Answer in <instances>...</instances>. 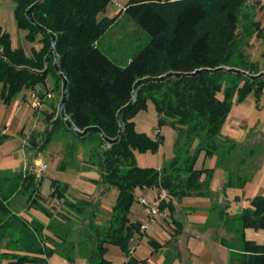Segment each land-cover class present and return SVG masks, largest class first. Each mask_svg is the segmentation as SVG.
Here are the masks:
<instances>
[{
	"label": "trees",
	"instance_id": "obj_1",
	"mask_svg": "<svg viewBox=\"0 0 264 264\" xmlns=\"http://www.w3.org/2000/svg\"><path fill=\"white\" fill-rule=\"evenodd\" d=\"M11 1L18 29L27 32L25 40L32 43L40 35L41 47L31 48L27 54L24 48L14 47L9 34L0 27V97L5 103L23 89L34 90L37 85H43L49 70L55 74L52 54L47 59L48 69L44 75L32 72L45 68L44 59L50 50V37L25 17L26 10L37 0ZM114 1L44 0L33 11L36 23L56 36L58 65L68 84L64 112L81 131L98 127L108 139H114L119 129L117 112L130 101L134 83L142 78L220 67L249 75L264 71V63L252 61L239 49L240 11L247 0H129L109 18L106 13ZM250 8L253 11L249 15L250 22L243 29L248 41L254 35L260 38L264 28L255 20L256 9ZM122 12L150 37L149 43L123 68L96 47V42ZM221 76L242 80V86L235 89L239 102L251 93L256 99L263 93L264 78L251 81L240 74L225 72H204L194 77L149 83L139 87L135 104L123 114L124 130L119 143L107 145L100 139L104 149H91L85 163L96 167L103 186L115 188L116 198L107 227L94 226L91 221L86 226L85 237L79 244L90 247L86 253L87 264H109L104 259L107 245L117 246L124 255H129L133 235L141 233L140 224L129 219L136 190L157 188L175 199L207 194L211 172L195 169V163L201 153L213 157L221 148V128L234 97L225 90L223 98H218L224 85ZM148 101L155 106L158 125H167L177 134L174 156L160 170L138 166L134 156L136 151L155 152L163 141L162 136L153 139L134 128L135 115L146 109ZM51 133L52 130L45 136L40 151L49 142ZM203 174L205 179H202ZM27 184L31 186L30 181ZM51 188V198L62 201L75 215L90 219L94 216L89 203L68 201L67 187L53 181ZM166 207L173 209L170 203L161 201L160 211ZM250 207L241 216L242 228L264 230V196L255 197ZM53 225L49 226L51 233L60 241L64 257L71 260L65 250L73 248L69 240L72 229L62 232V228ZM33 228L40 235L41 229ZM33 235L30 232L29 237L36 244L35 252L43 257L14 256L13 264H47L46 258L57 251L56 241L49 237L42 239L41 235L37 239ZM47 241L54 247H46ZM240 251L242 254L231 264H264V244L242 239Z\"/></svg>",
	"mask_w": 264,
	"mask_h": 264
},
{
	"label": "crops",
	"instance_id": "obj_2",
	"mask_svg": "<svg viewBox=\"0 0 264 264\" xmlns=\"http://www.w3.org/2000/svg\"><path fill=\"white\" fill-rule=\"evenodd\" d=\"M261 2L264 6V0ZM261 11H264V8ZM106 16L112 18L109 10ZM234 118L230 110L221 128L219 151L213 157H205L204 153H201L198 157L201 165L196 167L195 164V169L211 172L207 194L175 199L170 198L163 190L150 189L148 193L151 201L170 203L173 209L166 207L162 210L165 217L156 219L150 232L141 231L140 234L133 235L129 255H124L116 246L121 264H231L242 254V239L264 244V230L243 229L241 223L243 212L251 209V201L257 196H264V122L251 128L245 120ZM156 131L159 133V130ZM5 137L9 138L6 134L0 136L1 140ZM89 155L90 152L84 157V163ZM28 165L29 162L19 171L5 172L0 169V264H13L14 256L43 257L35 252L36 244L29 237L30 232L37 239L41 235L42 239L49 237L54 241L58 240L51 233L49 226L56 222L59 212L70 211L64 205L61 206L63 211L60 208L52 209L54 204L49 202L51 183L56 181L67 187L66 183L51 180L49 193L44 196L40 192L43 173L38 177L32 168H27ZM205 177L203 174L202 179ZM27 181L31 182V186ZM108 189L101 184L100 175L92 194H74L68 187L66 189L68 201H83L89 203L91 209L94 208V216L91 219L70 214L73 215L72 238L74 237L75 244L82 250L84 264H87L86 254L79 242L83 240L90 221L94 226L107 227L116 190L114 201L108 208L99 205L97 200ZM60 203L63 204L62 201ZM135 213L138 216V210L134 211L131 207L129 219L141 226L146 219L142 212L138 218ZM34 226L41 229L40 235L34 232ZM45 245L54 247L48 241ZM111 246L114 245L106 246L104 255L109 264H112V261L107 253ZM57 254L63 259L60 248L57 249ZM46 262L55 264L50 263L49 257ZM63 264H66L64 259Z\"/></svg>",
	"mask_w": 264,
	"mask_h": 264
},
{
	"label": "rangeland",
	"instance_id": "obj_3",
	"mask_svg": "<svg viewBox=\"0 0 264 264\" xmlns=\"http://www.w3.org/2000/svg\"><path fill=\"white\" fill-rule=\"evenodd\" d=\"M128 1L115 0L114 3H111L108 10L111 12L112 17L122 10ZM246 4L240 11L238 33L241 40L239 49H243L252 61L263 65L264 28L260 32V38H256L254 35L249 41L247 40V34L245 35L247 32L244 33L243 29L250 22L249 15L253 12L250 6L256 9L255 20L259 21L264 27V11H261L264 6L261 5V0H247ZM0 27L9 34L14 47L24 48L27 54H30L31 48L40 49V35L36 36L34 42L29 43L25 40L27 32L18 29L14 17V3L11 0H0ZM149 41V35L122 12L114 24L96 42V47L110 60L123 68ZM221 78L224 80V85H222L217 96L222 99L225 90L234 96L231 99L232 116L236 119L245 120L247 126L251 128L260 122H264V87L262 89L263 93L260 94L258 99L251 93L243 101L239 102L235 89L242 86V80L232 76H221ZM61 88V80L49 70L44 84L37 85L34 90L23 89L9 103H5L0 97V136H4V134L9 136V138L5 137L0 141V169L5 172H10V170L19 171L23 165L29 162L30 166L28 165L27 168H32L37 174L38 165L45 164L47 168L42 174L43 177L40 182V192L44 196L49 193L51 180L66 183L68 189L71 190L70 192L74 194L78 192L82 195L92 194L94 192V184L99 179V173L96 167L87 166L83 160L89 152L91 154V149H104V146L99 143L100 138L97 133H90L85 138L79 139L65 128L64 122L58 113ZM33 91L37 93L40 101V107L36 109L32 106L31 94ZM133 121L137 132L144 133L153 139L157 136L163 137L162 144L155 152L136 151L134 153L137 165L143 168L162 169L174 156L176 132L167 125H158L157 112L151 101L147 102L145 110L139 111L135 115ZM167 121L169 120L167 119ZM50 130H52L50 140L45 148L40 151L44 138ZM156 130H159V133ZM197 143L198 141L193 144V147ZM193 147L190 153H192ZM195 164L196 167L200 166L201 161L197 159ZM149 190H136L135 192L136 201L133 203L132 209L134 211L138 210V216L135 213L137 218L141 214L138 200L144 198L151 202ZM114 198L115 188L110 187L103 195L98 197L97 201L102 207L108 208ZM49 202L54 204V206H51L52 209L60 208L62 210L61 206L63 204L60 201L58 202L50 197ZM71 213L73 214L72 211L67 213L59 212L53 226H58L64 230L62 232H67L68 229L73 227V215H70ZM58 220L64 222L62 223ZM72 234L69 240L73 242V248L70 249L69 247V249L65 250L71 260L63 257V255H61V258L64 259L66 264H84L85 258L82 255V250L75 244L76 241L74 237L72 238ZM56 241H58V244L55 242L57 250L60 247V241ZM89 248L87 245H82L85 254ZM118 251L116 246H111L107 253L112 264H121V259L117 254ZM63 259H60L57 251L49 256L50 263L63 264Z\"/></svg>",
	"mask_w": 264,
	"mask_h": 264
},
{
	"label": "water",
	"instance_id": "obj_4",
	"mask_svg": "<svg viewBox=\"0 0 264 264\" xmlns=\"http://www.w3.org/2000/svg\"><path fill=\"white\" fill-rule=\"evenodd\" d=\"M44 0H37L33 5H31L25 12V17L26 19L29 21L30 24L34 25L35 27H37L38 29H40L42 32L46 33L49 37H50V50L47 54V56L44 59V64H45V68L43 69V71H33V73H38L40 75H44L47 71V59L49 58V56L52 54L54 57V61H53V68H54V72L56 74V76L61 80L62 83V88H61V99L59 102V106H58V113L60 115V118L62 119V121L64 122L65 128L72 133L73 135H75L77 138L82 139L85 136H87L89 133H97L98 136L100 137V139L102 141H104L107 145H116L119 143L121 136L123 134V122H122V116L125 112H127L134 104L136 101V96H137V90L139 89V87L149 84V83H160V82H164L167 79L170 78H180V77H194L197 76L199 74H202L204 72H208L211 74H214L216 72H225V73H234V74H240L246 78H248L251 81H255V80H259L264 78V71L260 72L256 75H249L246 72L234 69V68H226V67H220L217 69H200L197 70L193 73H167L163 76L160 77H146V78H142L137 80L134 85H133V91H132V96L130 101L123 106L118 112H117V122L119 125V129H118V133L116 135V137L114 139H108L103 133L102 131L98 128V127H88L85 128L84 130H79L75 127V125L72 123V121L69 119V117H67L65 115L64 112V104L67 100V80L64 77V75L60 72L59 69V65H58V57L56 55V51H55V41H56V36L51 33L50 31L46 30L45 28L41 27L40 25H38L36 23V21L33 18V11L43 2ZM1 53V52H0ZM20 69H27L30 70L29 68H20ZM31 71V70H30Z\"/></svg>",
	"mask_w": 264,
	"mask_h": 264
},
{
	"label": "built area",
	"instance_id": "obj_5",
	"mask_svg": "<svg viewBox=\"0 0 264 264\" xmlns=\"http://www.w3.org/2000/svg\"><path fill=\"white\" fill-rule=\"evenodd\" d=\"M32 99V106L33 108L40 107V101L37 93L34 91L31 94ZM47 166L45 164L38 165V173L37 176L39 177L40 174L44 173ZM58 203V202H57ZM138 203L141 207L142 215L145 217L146 222L140 226V231L142 232H150L152 230V224L156 222L158 218H164L165 215L162 211H160L159 205L160 201H147L144 198H140Z\"/></svg>",
	"mask_w": 264,
	"mask_h": 264
}]
</instances>
